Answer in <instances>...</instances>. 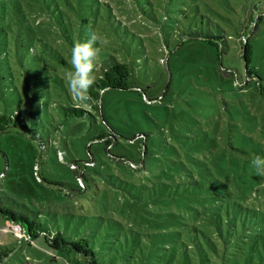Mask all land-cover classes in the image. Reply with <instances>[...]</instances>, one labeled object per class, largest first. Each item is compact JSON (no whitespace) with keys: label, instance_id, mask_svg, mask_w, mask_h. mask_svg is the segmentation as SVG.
<instances>
[{"label":"rangeland","instance_id":"obj_1","mask_svg":"<svg viewBox=\"0 0 264 264\" xmlns=\"http://www.w3.org/2000/svg\"><path fill=\"white\" fill-rule=\"evenodd\" d=\"M83 1L70 7L65 0H0V25L22 14L36 17L30 7L36 3L40 38L48 43L40 44L42 58L58 48L71 63L74 43L94 31L101 51L93 75L119 60L133 86L106 89L99 110L75 101L89 110L78 115L58 94L56 77L64 79L67 68L55 59L40 68L48 82L44 76L40 119L30 123L36 137L16 127L0 130V243L10 249L0 264H86L31 237V244L19 241L7 230L6 210L31 213L66 234L93 229L91 240L104 245L109 264H140L126 258L134 246L150 253L147 264H182L187 256L193 264L200 258L220 264L214 242L219 251L224 244L231 250L262 245L264 177L255 175L252 160L264 157V21L253 34L250 61L258 76L238 88L223 72L234 51L217 60L212 44L190 35L201 28L192 4L163 19L140 14L133 0ZM8 81L0 77V114L21 104ZM98 134L111 139L109 150L91 140ZM55 147L81 166L86 151L93 153L85 195L58 189V180L73 184V171ZM38 159L42 182L32 174ZM200 249L207 254L201 257Z\"/></svg>","mask_w":264,"mask_h":264},{"label":"trees","instance_id":"obj_2","mask_svg":"<svg viewBox=\"0 0 264 264\" xmlns=\"http://www.w3.org/2000/svg\"><path fill=\"white\" fill-rule=\"evenodd\" d=\"M140 14L156 16L158 14L163 19H168L174 7L179 12L185 14L186 8H190L192 4L193 10L198 14L201 20V28L190 35L201 38L204 43L212 44L215 47L217 60H221L223 53L228 50L234 51V61L232 65L227 66L224 71L227 76H232L234 81L239 82L242 88L247 82L254 80L258 76L256 70L250 66L252 60L254 44L256 38L253 34L256 32L258 25L264 21V0H133ZM70 7L82 5L83 0H65ZM201 5V12L199 6ZM36 12V17L31 14L22 16L18 19L4 20L0 25V77L9 79L7 85L16 95L20 97V105L17 109L10 113L0 114V130L7 127H16L28 135H35L37 132L30 123H36L40 119L42 88L44 84V76L46 82L48 77L42 73L44 63L55 59L58 63L71 69L69 57H65L60 53L58 48H49V57L42 58L40 56V44L48 46V43L40 38V9L36 3L30 5ZM40 7V5H39ZM218 20V21H216ZM215 21V22H214ZM154 22V21H153ZM215 25L216 27H213ZM231 41V43L229 42ZM230 43V44H229ZM47 49V50H49ZM243 73H245L243 75ZM248 75V77L246 76ZM234 76V77H233ZM23 77V80H22ZM96 82L88 90L91 100L87 105L93 109L99 110L98 101L100 95L109 88L128 89L130 85V69L125 62L115 60L109 67L101 68V73L95 76ZM21 79L20 89H18L17 81ZM65 80V81H64ZM59 95L62 98L71 101L69 109L78 115L89 110L79 106L72 99L66 79L57 76ZM241 86V87H240ZM260 94L264 96V90L260 89ZM22 97H25V105L22 103ZM57 103V102H56ZM60 104V103H58ZM40 135V134H39ZM96 143H105V148L109 150L111 139L104 134H98L91 139ZM60 147H55V152L60 163L67 165L73 171V184L67 183L65 180L56 181V185L60 190H67V193L85 195L88 190L89 175L85 167H93L91 164L93 153L86 151L85 160L81 166L78 160L71 158L67 160L65 154L70 156L71 152ZM41 161L38 159L32 165V174L38 182H42ZM49 183V182H47ZM1 212V211H0ZM41 212V211H40ZM34 213V212H33ZM3 219L7 224V230L12 232L19 241L23 240L28 244L40 242V244L55 254L64 256H73L77 261L86 264H109L103 256L104 245L97 240H91L93 229L86 230L76 228L71 233L60 227H50L37 221L31 213H22L15 210H6L2 212ZM36 216L38 213L35 214ZM264 221V212L260 215ZM11 225V227H10ZM13 225L20 227L18 235L13 229ZM32 238L31 243L27 238ZM40 239V240H38ZM262 245H254L251 250L232 249L231 246L224 244L222 251L217 250L216 243L210 246L214 253L215 260L218 257L220 264H264V237ZM137 247V249H136ZM10 249L7 245L0 243V260L6 257ZM187 254V253H186ZM198 254L206 255L205 250H199ZM128 258L132 256L140 264L150 263L152 258L149 252H145L142 246H134L130 248L129 253L125 254ZM56 258V256H54ZM138 258V259H137ZM193 258V257H192ZM190 256H187L186 262L182 264H193ZM209 261V260H208ZM205 264L204 259L200 258L199 264ZM212 264L211 262H208ZM112 264V263H110Z\"/></svg>","mask_w":264,"mask_h":264},{"label":"clouds","instance_id":"obj_3","mask_svg":"<svg viewBox=\"0 0 264 264\" xmlns=\"http://www.w3.org/2000/svg\"><path fill=\"white\" fill-rule=\"evenodd\" d=\"M98 36L93 31L88 39L77 41L71 50V69L65 72L68 91L78 104L87 105L91 100L88 90L96 82L94 71L99 70L97 58L100 47H97ZM255 175L264 177V157L255 156L252 160Z\"/></svg>","mask_w":264,"mask_h":264},{"label":"built area","instance_id":"obj_4","mask_svg":"<svg viewBox=\"0 0 264 264\" xmlns=\"http://www.w3.org/2000/svg\"><path fill=\"white\" fill-rule=\"evenodd\" d=\"M12 227H13V229L15 230V232H16L18 235H21V234H20V231H19V230H20V227H19V226H17V225H13Z\"/></svg>","mask_w":264,"mask_h":264}]
</instances>
